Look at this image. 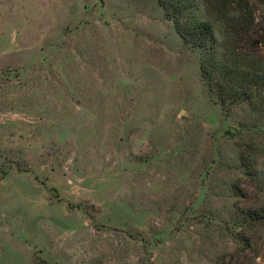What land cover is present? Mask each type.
I'll use <instances>...</instances> for the list:
<instances>
[{
	"label": "rangeland",
	"instance_id": "obj_1",
	"mask_svg": "<svg viewBox=\"0 0 264 264\" xmlns=\"http://www.w3.org/2000/svg\"><path fill=\"white\" fill-rule=\"evenodd\" d=\"M188 1L262 78L264 0ZM201 55L159 0H0V264H264V85Z\"/></svg>",
	"mask_w": 264,
	"mask_h": 264
},
{
	"label": "trees",
	"instance_id": "obj_2",
	"mask_svg": "<svg viewBox=\"0 0 264 264\" xmlns=\"http://www.w3.org/2000/svg\"><path fill=\"white\" fill-rule=\"evenodd\" d=\"M206 1L209 2L212 12H217L231 21L232 27L230 29L233 28L234 32L250 33L249 26H239L230 17V11L238 3L241 4V0ZM159 2L166 10L167 16L174 21L175 29L184 43L200 48L202 52L200 59L202 75L209 90L216 95L217 100L222 104L237 100H251L249 90L259 84L264 85V76H262L263 79L259 78L257 73H250V71L241 69L237 64L234 67L222 64L217 56V38L212 23L207 19L196 18L191 10L193 6L189 4L188 0H159ZM241 55L243 56L241 57ZM238 56L242 61H252L257 57V54L241 51ZM258 63L260 62L255 61V64Z\"/></svg>",
	"mask_w": 264,
	"mask_h": 264
}]
</instances>
